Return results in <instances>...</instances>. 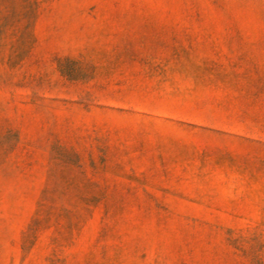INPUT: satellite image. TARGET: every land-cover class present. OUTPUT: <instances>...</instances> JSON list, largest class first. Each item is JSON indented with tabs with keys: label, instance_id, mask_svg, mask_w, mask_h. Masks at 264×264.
<instances>
[{
	"label": "rangeland",
	"instance_id": "obj_1",
	"mask_svg": "<svg viewBox=\"0 0 264 264\" xmlns=\"http://www.w3.org/2000/svg\"><path fill=\"white\" fill-rule=\"evenodd\" d=\"M0 10V264H264V0Z\"/></svg>",
	"mask_w": 264,
	"mask_h": 264
},
{
	"label": "trees",
	"instance_id": "obj_2",
	"mask_svg": "<svg viewBox=\"0 0 264 264\" xmlns=\"http://www.w3.org/2000/svg\"><path fill=\"white\" fill-rule=\"evenodd\" d=\"M37 0H0V10H36Z\"/></svg>",
	"mask_w": 264,
	"mask_h": 264
}]
</instances>
